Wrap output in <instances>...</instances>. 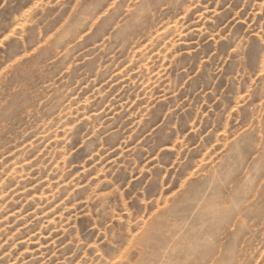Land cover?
I'll use <instances>...</instances> for the list:
<instances>
[{"label":"rangeland","instance_id":"374dc122","mask_svg":"<svg viewBox=\"0 0 264 264\" xmlns=\"http://www.w3.org/2000/svg\"><path fill=\"white\" fill-rule=\"evenodd\" d=\"M0 264H264V0H0Z\"/></svg>","mask_w":264,"mask_h":264}]
</instances>
